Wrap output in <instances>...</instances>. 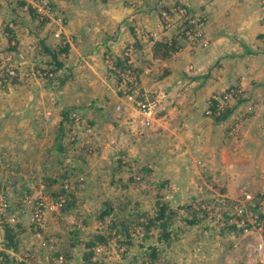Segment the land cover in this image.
Instances as JSON below:
<instances>
[{
  "label": "rangeland",
  "instance_id": "374dc122",
  "mask_svg": "<svg viewBox=\"0 0 264 264\" xmlns=\"http://www.w3.org/2000/svg\"><path fill=\"white\" fill-rule=\"evenodd\" d=\"M44 1L47 0H26L31 8L36 10L34 14L27 10V5H18L15 13L9 11V14L0 20V34H3L0 38L4 37L9 41L2 43L1 50L4 48L5 50L0 51V196L8 203L6 211L0 212V231L3 233L6 225L18 226L20 238L18 251L13 256L15 264L24 259L23 255L27 251L32 250L29 248L37 251V259L40 261L45 256L61 254L65 264H89L85 263L86 258L79 244L72 249L71 253L64 252L70 249L71 232L68 230L74 227L81 229L83 238H90L93 232L112 235L108 237L105 245L97 244L93 247L97 259L103 256L110 264L116 261L127 264L149 263L150 256L143 255L142 248L139 247L140 243H137L138 240H134L137 244L125 254L123 252L127 245L117 241L119 236L115 235L116 228H108L110 220H95L101 201L113 196L121 198L122 202L130 200L131 206L134 205L135 208H130L129 215L137 218L138 221L143 219L141 214L153 217L157 202L165 200L169 189L168 184L155 179L158 175L153 176V173L158 171L152 168V162L157 163V155L162 149L163 152L169 153L168 148L163 147V143H160L157 136V124L152 128L127 129L126 121L133 120L140 123L137 113L131 109L127 117L123 115V111L116 110V106L122 103L118 97L122 99L120 73H124V70H118V66L116 70L113 69V58L118 54V57H127L131 63V58H134L133 53L137 54V49L142 47V44L152 45L157 40L173 42L178 49L180 40L186 39L183 36V29L188 19L193 29L196 28L197 23H200L203 31L208 21V17L201 14L203 7L223 8L228 7L229 4L231 7L234 2L233 0H130L129 15L117 20L116 15L120 17L121 13L118 9L115 10L116 5L109 7L111 1L99 0L98 3H93L94 9L109 7L115 12L109 17L112 21L103 20L101 16H98L93 24L100 26L105 22L109 25L114 22L115 27L107 28H115V31L121 28L124 32L119 33L120 38L130 37L131 42L126 41L122 46L117 40L115 45L117 51L113 47L106 51L109 49L108 46H101L98 49L96 47L92 49V52L96 50L101 52L94 54L89 52L92 56L81 61V57L85 58L86 55L82 54L76 46L73 49L69 44L71 40L67 39L68 36L64 32L69 23L68 16L60 10L56 0H48L53 14L55 13L54 19L44 17L40 13V8H43L41 2ZM87 2L90 1L86 0ZM97 4L99 6L96 8ZM102 10L99 15L104 12V9ZM132 15L135 20L129 19L125 27L122 20ZM57 17L63 19L60 25L56 22ZM15 25H18V33L22 35L24 32L25 37L18 40L14 38L16 37V32L13 31ZM130 25H133L132 28ZM6 28L10 29V32H6ZM102 29L100 27L94 31L98 32ZM58 30H61V35L55 37L54 32ZM126 33L128 36L125 35ZM160 33L165 35L161 36ZM116 34L118 32H114L115 37H118L119 35ZM114 35H109L112 39L108 41L110 45L115 41ZM19 40L25 43L19 45L17 44ZM135 42H140L139 47L133 44ZM14 44L16 48L7 49L9 46H15ZM47 46L51 51L56 52V60H52L51 55L43 49ZM64 46H67V50L59 52V48ZM77 56L80 57L82 64L79 70L76 66L80 62L73 65L70 61L71 57L74 61ZM139 59L147 62L145 56L141 55ZM55 61L62 66L57 69ZM67 63L71 65V72L65 66ZM131 66L141 71V66L140 68L133 64ZM163 68L166 73L167 67L163 66ZM74 70L76 73L73 72ZM140 71H134L138 76V82H140ZM162 73L157 71L155 74ZM79 74L83 78L81 81L74 78ZM84 74L92 77L87 80ZM132 77H128L129 81H133ZM152 77L150 78L155 80ZM149 82L150 79H147V83ZM116 101L119 102L116 104ZM65 107L72 109V116L74 115L77 123L74 138L78 141L79 149L81 148V155L85 157V162H82V159L78 161L83 171L75 172L76 174L71 178V183L75 181L80 183L79 189L76 190L73 184L70 185V188L76 191V200H74L76 210L73 209V212L77 211L76 216H67L61 214L59 209L49 208L57 202L58 195L43 189L44 183L41 181L43 173L40 162L47 154L45 150L49 149L52 131L60 119V111ZM157 144L161 145L160 152L154 154V145L158 146ZM74 150L72 155L79 153L76 151L78 149L74 148ZM72 152L69 151V153ZM116 161L121 164V167L118 173L113 175V172L117 171L115 170ZM34 170L38 172L37 181L30 180ZM59 172V169L55 170L56 175ZM130 176H133L134 181L128 182ZM113 177L116 179L115 182L121 181L114 184L123 183L127 185V189L117 187L119 189L112 194ZM158 182L160 183L157 185ZM27 186H32L33 191L22 196L21 192ZM160 189L165 193H162ZM61 196L64 198L63 195ZM18 197H21L20 203ZM26 198L33 199L32 202L42 201L43 217L39 225L31 219L29 206L31 204H23ZM214 198L213 205L208 207L207 212L218 200L221 201L220 196H214ZM176 207L179 209L174 225V228L178 229L177 236H171L168 246L164 243L157 244L162 252L160 257L153 259L154 262L159 259L165 260L168 264H244L243 259L251 262L250 259L255 254V245L259 241L257 229H252L245 234L238 232L235 227L238 235L233 236L232 229H226L230 227L219 225L208 214L200 217L199 214H192L193 212L183 205ZM78 211L81 215H78ZM8 217L16 219L11 222ZM224 218L226 222L229 219L233 221L235 219L228 213L224 215ZM216 223L218 226L215 225ZM134 227L138 232L136 234L141 235L140 227ZM219 227L225 230L222 231ZM134 238L138 239L136 236ZM154 240L153 238L145 241L144 244H154ZM98 246L101 249H97ZM249 262L245 264H251Z\"/></svg>",
  "mask_w": 264,
  "mask_h": 264
},
{
  "label": "crops",
  "instance_id": "0c3cea01",
  "mask_svg": "<svg viewBox=\"0 0 264 264\" xmlns=\"http://www.w3.org/2000/svg\"><path fill=\"white\" fill-rule=\"evenodd\" d=\"M21 1L26 0H0V20L7 16L9 11L15 13L18 5L24 6L19 4ZM88 1L90 2L56 0L60 10L69 18V23L64 29L67 39L71 40L69 44L73 49L76 46L86 55L85 58L81 57V61L90 58L91 54L101 52H92L96 47L98 49L108 46L106 51L110 50V47L117 51V40L122 46L126 41L131 42L130 37L120 38L119 33L124 32L121 28L118 31H115V28H107L115 27L114 22L110 25L105 22L100 26L93 24L98 16L103 20L112 21L109 17L113 16L117 9L121 13L120 17L116 15L117 20L128 16L131 10L130 0H106L111 1L109 7L116 5L115 10L109 7L97 8L99 4L95 5L97 9H94L93 3H98L99 0ZM233 2L231 7L230 4L223 8L203 7L201 14L208 17L203 28V36L208 41L205 46L200 43L190 46L189 42L181 39L178 50L163 60L153 58L152 45L143 44L137 49V54L133 53L131 63H127L126 57H118V54L115 55L117 57L110 58H113L115 65L121 60L128 65L141 66V71L138 69L139 87L147 93L149 99H157L162 108L156 130L160 143H163L165 149L168 148L169 153L163 152V149L160 152L161 145H154V154L160 153L156 158L157 163L152 162V168L158 171L153 173V176L158 175L155 179L169 186L165 200L169 201L170 206L197 208L199 202L211 206L214 196L236 200L246 192L259 197L252 202L259 204L264 220V0ZM102 9L104 12L99 15ZM129 19L135 20L133 15L123 19L125 27ZM17 26L15 25L13 31L16 32L14 38L18 40L26 34H19ZM131 26L133 25H130V28ZM100 27L103 29L94 31ZM7 31L10 32V29L6 28ZM114 32H118L116 35L119 36L115 37ZM109 35H114L115 41L111 45L108 43L112 40ZM125 35L128 36L127 33ZM160 35L164 36L165 33ZM3 42L9 41L4 37L0 40V51L5 50H1ZM22 43L25 41L19 40L17 44ZM138 43L133 44L139 47ZM14 45L7 49L13 50L16 48V44ZM141 55L145 56L147 62L139 59ZM70 61L75 65L80 62V57L77 56L74 61L71 57ZM68 64L65 66L71 72V65ZM163 66L167 67V74L164 73ZM76 67L79 70V67H82L81 62ZM157 71L163 73L155 74ZM73 72L76 73L75 70ZM84 76L87 80L92 77L89 74ZM151 76L155 80H152ZM74 78L77 81L83 79L80 74ZM147 79H150L149 83ZM231 87L240 91L226 102L231 112L224 119L215 121L210 110L211 99ZM118 102L116 101V104ZM128 112L123 111V115L129 117ZM126 122L127 129L143 127L133 120ZM111 189L114 194L119 188L112 186ZM256 258L258 255L255 252L251 262L243 260L245 263L254 264Z\"/></svg>",
  "mask_w": 264,
  "mask_h": 264
},
{
  "label": "trees",
  "instance_id": "16d2710c",
  "mask_svg": "<svg viewBox=\"0 0 264 264\" xmlns=\"http://www.w3.org/2000/svg\"><path fill=\"white\" fill-rule=\"evenodd\" d=\"M21 5H27V10L29 12H32L33 14L36 11L31 8V6L26 1L19 2ZM45 46V45H44ZM175 45L173 42H167L162 40L155 41L151 46V52L153 58L157 59H165L170 56L172 51L175 50ZM45 52L51 55L52 60H56V52L51 51V49L47 46L43 48ZM67 50V46L59 48V52H65ZM127 58V57H126ZM128 59V58H127ZM57 69L61 67V63L56 62ZM116 66H118L121 70H125L126 68H130L133 71H138V68H132L131 65L126 64L124 61H117ZM211 106L210 110L213 113V117L215 121H220L227 117L231 109L226 107L225 110L220 111V113H216L214 101L211 100ZM71 108L65 107L60 111V119L56 126L54 127L53 136L51 139V143L49 145V149L45 150L47 153L43 156L41 160V168L43 176L41 178V181H43V189L49 190L50 192H53L57 196V200H60L61 195L64 196L63 202L61 203L59 211L61 214H66L67 216H76L77 211L73 212L74 207V200L75 199V193L76 191L72 190L70 188V185L75 186V190L79 189V184L77 181L74 183H71V178L73 177L75 172H82L83 168L79 165L78 161L82 162L84 161V158L78 147V141L76 138H74V135L76 133V120L74 115L72 116ZM74 148L78 149L76 151H79L78 154L72 155L75 150ZM69 151H73L72 153H69ZM85 162V161H84ZM116 169L117 171L113 172V175L118 173V169L121 167V164L116 161ZM59 169L60 172L58 175L55 174V170ZM112 175V176H113ZM30 180H38V172L37 170H34L32 172ZM111 176V177H112ZM63 179H66L67 181H64ZM116 179L112 180V185L114 188L117 187H124L127 189V185L125 184H114L116 182L120 183L121 181H114ZM134 181L133 176H130L128 178V182ZM67 183V187H64V184ZM32 186H27L24 188V190L21 192V195L29 194L33 190ZM158 189V188H157ZM20 198L18 197V201L20 203ZM161 198V197H160ZM162 199V198H161ZM256 201L252 202V204L249 205V209L254 214L256 218V227L259 230L264 231V220L263 215L260 210V206ZM21 206V205H20ZM209 207V204L206 206L204 203L199 202L197 208L188 207V210L192 211V214H199L200 217L207 215V209ZM130 208H135L134 205L131 206L130 200L121 201V198H116V196H113L111 198H107L104 201H102L100 207L98 208V211L96 212L95 220H102L105 221L106 219L110 220V226L108 228H116L115 235L118 234L117 241L120 244L127 245L125 251L123 253H127L128 250L136 245L137 243H140L139 247L142 248L143 255L150 256L151 259L149 261L150 264H153V259H156L160 257L162 249L157 246L158 243H164L165 246H168L170 244L171 236H177L178 229L174 228L175 225V218L178 213V207L170 206L169 202L164 200L162 202H157L156 205V212L154 216H148L147 214H141V217L143 218L141 221H138L137 218L131 217L130 214ZM76 210V209H75ZM78 215H81L80 211H78ZM95 215V213H94ZM140 217V218H141ZM146 217V218H145ZM191 222V221H188ZM196 222V221H193ZM216 226L217 223L215 224ZM139 226L141 235L136 234V227ZM223 227H230L226 228L227 230L232 229V233L238 235L234 223L226 222ZM222 231V227H219ZM68 231L71 232L69 236V241L71 242L69 244V250L64 251L65 253H71L72 249H74L77 246L82 247V252L86 258L85 263L89 264H110L108 263L104 257L96 258L95 252L93 250V247L97 244H106L107 240L109 239V236H112L110 233L107 235L104 233H94L91 235L90 238L82 237L81 229L74 227L72 229H69ZM230 232V231H229ZM20 233L18 226L12 227L9 225L4 226L3 229V241L0 245V264H15L16 261L14 253L18 251V245H19V238L18 234ZM134 234V235H133ZM136 236L138 239L134 238ZM154 240V244L145 245L144 242L151 240ZM134 240H138V242H134ZM79 244V245H78ZM12 253V255H11ZM18 264H26L24 261H20ZM114 264H127L123 262H115Z\"/></svg>",
  "mask_w": 264,
  "mask_h": 264
},
{
  "label": "built area",
  "instance_id": "2783aa9c",
  "mask_svg": "<svg viewBox=\"0 0 264 264\" xmlns=\"http://www.w3.org/2000/svg\"><path fill=\"white\" fill-rule=\"evenodd\" d=\"M42 1V0H41ZM43 8H40V13L46 17L54 19V14L52 11V6L50 2L44 1L41 2ZM38 9V8H37ZM62 17H57V24L60 25L62 21ZM190 20V19H188ZM188 20L186 21V26L183 29V36L186 38V42H189L190 46H197L198 43L205 46L207 45V40L203 36V31L200 23H197L196 28L193 29L191 27V23H188ZM61 30H58L54 32L55 37H60ZM175 51H177V46L175 44ZM174 51V52H175ZM128 61V60H127ZM130 63V61H128ZM113 69L116 70L117 67L113 63ZM121 71V70H120ZM124 73H120L121 75V95L124 102L116 106L117 111H124L128 112L129 110H134L137 113L138 120L143 125V127L146 128H152L155 124H158L160 122L159 120V113L162 111V108L159 106V101L157 99H149L148 95L141 91L139 87V82L137 81V74L131 70L130 68H126ZM133 76V81H129L128 77ZM119 90V91H120ZM239 89L236 87H231L227 90H225L221 95L217 97H213L211 99L214 101L216 113H220V111L225 110L226 102L228 99L232 98L234 94H239ZM211 111H209L210 113ZM64 187H67V183L64 184ZM257 195L251 194V193H243L242 197L236 200L233 199H226L221 201L218 200V202L207 212V214L214 218V220L221 226L225 225L224 221V215L229 214L230 216H234V221L229 219V223H234V226L236 227L238 232H244L245 234L254 230H258V239L259 241L255 245L254 251L257 253L258 258H256V261L254 264H264V231L259 230L256 227V218L254 214L249 209V204L256 198ZM220 199V198H219ZM264 199V197H263ZM33 199H24L23 204H31L30 210H31V219L39 225L40 221L42 220L43 213H42V201L38 200L37 202H32ZM35 200V199H34ZM63 202V198L60 197V200L57 201L55 204L50 205L49 208L53 209H60L61 203ZM240 205H242L240 207ZM227 206V207H226ZM6 208H8V203L4 201V199L0 196V212H5ZM235 209V211H234ZM231 211V212H229ZM16 218L14 217H8V220L13 222ZM8 222V221H7ZM3 241V233L0 231V245ZM100 246H98L97 249H99ZM30 251H27L23 255V260L26 264H65V259L63 255L57 254L55 256H45L43 260H38L36 255V250L34 248ZM27 249V250H29ZM150 264V263H146ZM153 264H168L165 260L159 259L156 260Z\"/></svg>",
  "mask_w": 264,
  "mask_h": 264
}]
</instances>
